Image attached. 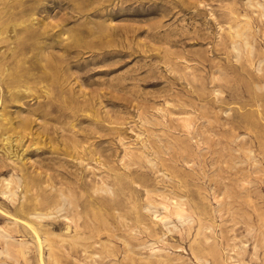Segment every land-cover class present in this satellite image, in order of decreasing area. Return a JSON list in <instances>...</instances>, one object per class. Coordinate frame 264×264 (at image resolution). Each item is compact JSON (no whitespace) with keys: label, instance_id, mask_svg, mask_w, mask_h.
<instances>
[{"label":"rangeland","instance_id":"1","mask_svg":"<svg viewBox=\"0 0 264 264\" xmlns=\"http://www.w3.org/2000/svg\"><path fill=\"white\" fill-rule=\"evenodd\" d=\"M0 264H264V0H0Z\"/></svg>","mask_w":264,"mask_h":264},{"label":"bare ground","instance_id":"2","mask_svg":"<svg viewBox=\"0 0 264 264\" xmlns=\"http://www.w3.org/2000/svg\"><path fill=\"white\" fill-rule=\"evenodd\" d=\"M263 5V4H262ZM261 5V6H262ZM260 6V7H261ZM246 30V29H245ZM243 32V31H242ZM248 32V31H247ZM240 33V32H239ZM242 42H243V40H242ZM77 43V42H76ZM66 47V46H65ZM67 49V48H66ZM46 59H48V58H46ZM194 66V65H193ZM257 70V69H256ZM38 79V78H37ZM39 83V82H38ZM6 111V110H5ZM9 118V117H8ZM17 119V118H16ZM22 121V120H21ZM19 122V121H18ZM20 123V122H19ZM18 123V124H19ZM20 125H22L23 126V124H20ZM2 126V125H1ZM17 126V125H16ZM18 127V126H17ZM20 136V135H19ZM250 152V151H249ZM255 163V162H254ZM245 182V181H244ZM139 187V186H138ZM181 216V215H180ZM25 223V222H24ZM8 235V234H7ZM37 235V234H36ZM38 236V235H37ZM38 238V237H37ZM38 240H40V238L38 239ZM26 242V241H25ZM37 242H39V241H37ZM38 245V244H37ZM48 248V247H47ZM21 249V248H20ZM39 250V249H38ZM156 250V249H155ZM22 251V250H21ZM22 253V252H21ZM40 254V253H39ZM7 255V254H6ZM22 255V254H21ZM8 256V255H7ZM21 257H23V256H21ZM40 257V256H39Z\"/></svg>","mask_w":264,"mask_h":264}]
</instances>
